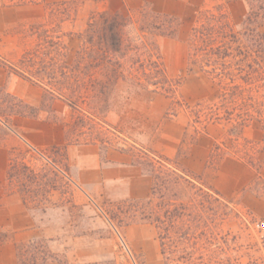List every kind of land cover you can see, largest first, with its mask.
Here are the masks:
<instances>
[{
    "label": "rangeland",
    "instance_id": "rangeland-1",
    "mask_svg": "<svg viewBox=\"0 0 264 264\" xmlns=\"http://www.w3.org/2000/svg\"><path fill=\"white\" fill-rule=\"evenodd\" d=\"M63 1L67 3H60ZM190 4L192 14L172 15L176 17L173 20L154 12L148 3L136 12L123 11L131 17L125 42L140 49L121 51L127 54L123 72L118 70L120 77L110 80L111 66L90 65L94 56L85 47V33L93 22L97 34L99 14L115 13V3L0 1V147L8 148L7 162L5 150H0V264H143L134 257L124 233L125 226L140 218L134 203L90 197L78 188L60 170L61 147L36 150L15 136L19 130L16 117L20 116L16 112L33 116V111L45 109L47 121H60L72 142L119 147L133 157L141 156L142 148L153 150L157 142L162 143L160 125L164 119L184 113L189 123L182 151L199 133H208L215 137V144L228 147L218 152L222 156L243 159L247 152L244 161L249 157L254 163L264 160L259 123L244 129L238 146L241 153H237L231 122L204 126L195 122V112L190 110L197 102L215 100L218 94L211 76L189 61V36L197 17L206 9L221 6L234 31L240 33L249 4L247 0H190ZM174 28L176 34H169ZM258 30L264 33V23ZM160 32L164 33L157 35ZM154 40L169 83L159 74L155 73V78L149 74L151 57L142 45ZM12 67L32 76L37 71L44 78L48 87L39 106L21 103L8 92L9 77H19ZM155 79L159 81L156 85L152 84ZM55 85L65 99H74L71 104L62 98L68 114L65 106H53L57 93L51 88ZM246 140L253 142L247 144ZM216 157H211V168ZM164 178L159 198L147 206L162 204L163 264H256L260 253L252 227L264 211H250L240 199L226 200L208 191L209 183L203 177L177 181L169 171ZM260 193L264 194V184L255 195L260 197Z\"/></svg>",
    "mask_w": 264,
    "mask_h": 264
},
{
    "label": "crops",
    "instance_id": "crops-1",
    "mask_svg": "<svg viewBox=\"0 0 264 264\" xmlns=\"http://www.w3.org/2000/svg\"><path fill=\"white\" fill-rule=\"evenodd\" d=\"M115 3L116 12H136L146 4L157 13L174 16L192 14L190 0H110ZM168 41L163 40L162 43ZM8 92L25 104L39 106L46 92L38 83L11 75L7 82ZM67 105L56 98L53 106ZM45 109L33 116H18L19 130L15 136L36 150H56L61 147V172L85 191L90 197L107 198L110 201H146L151 195L152 176L134 161L130 152L119 147L102 148L95 142H72L65 127L60 123L47 121ZM189 118L184 113L164 119L160 125L162 143L157 142L153 150L176 160L189 174L205 178L209 185L226 200L240 199L244 206L253 212L264 211V194H255L261 189L264 180V166L257 170L248 162L233 157L222 156L211 168L215 137L208 133L198 134L186 151H182V141ZM210 126V125H209ZM209 126L207 128H209ZM167 140V141H166ZM4 159L7 162L8 151ZM211 169V170H210ZM124 233L130 250L136 260L143 264H163L161 241L158 229L150 222H133L125 226Z\"/></svg>",
    "mask_w": 264,
    "mask_h": 264
},
{
    "label": "trees",
    "instance_id": "trees-1",
    "mask_svg": "<svg viewBox=\"0 0 264 264\" xmlns=\"http://www.w3.org/2000/svg\"><path fill=\"white\" fill-rule=\"evenodd\" d=\"M0 1L5 4H27L38 0ZM247 2L249 4V12L243 23L242 32L234 31L226 11L221 6H216L199 14L189 36L190 63L197 64L199 69L211 76L218 86V94L215 100L197 102L190 110L195 112V122L204 124V126L210 122H231V131L236 135L235 146L237 147V153H241V149L238 147L240 146L239 139L242 137L244 129L252 123L260 124L261 129H263L264 141V33L258 30L259 26L264 23V0H247ZM60 3L65 4L67 1ZM162 15L169 17L171 20L176 19V17L169 14ZM99 17L101 22L97 34L94 33L93 22L89 23L85 33L87 43L85 47L86 49H91L93 51L92 57L94 56L90 65L102 63L105 66H111L108 78L110 80L117 79L120 77L118 70L123 72L121 68L127 56L125 52L121 53V51L138 50L140 47L137 44L132 45L129 42H125V31L128 25L131 24V17L122 12L112 14L101 12ZM155 28L160 30L158 26ZM177 29H172L169 34H176ZM141 30L144 32L142 28ZM163 33L160 32L157 35H162ZM140 35L142 36L141 33ZM142 46L146 48L145 52L151 57L149 60L151 66L149 74L154 78L156 77L155 73L159 74L165 83H169L171 79L166 74L158 42L156 40L149 43L145 42ZM12 69L14 74L19 77L38 83L47 89L48 86L43 82L44 78L40 77L37 71L33 72L32 76L21 69H16L15 67H12ZM157 80H153L152 84H158L159 81ZM48 84L50 83L48 82ZM53 88H51V92L53 94L57 93L54 96L61 99L64 98V94L60 89L56 88V85ZM71 93L76 96L75 90H71ZM70 98L64 99L73 104L74 99L73 97ZM20 102L23 103L22 100ZM16 114L25 115L22 112H16ZM35 114L36 112L33 111L32 115ZM251 142L253 141L246 140L247 144H251ZM227 148L224 143L223 145L216 143L212 157L215 158V155H217L216 159L218 160L222 157V154H218V152H222ZM140 152H142L141 156H134L135 160L138 159L135 162L152 176L153 186L149 199L146 201H132L134 203L133 207L136 208L135 214L139 213L140 215V218L136 221L155 224L163 252V237L160 233L159 225L162 204L156 202L155 208L147 206L152 205L153 201L159 198V194L166 184L167 179L164 176L167 172L174 173L177 181L178 179L188 180L192 176H200L189 174L178 165L177 161L169 159L156 150L142 148ZM245 155H249V153L245 152L241 158L244 159ZM246 162L257 170L264 166V160L260 161V163H254L251 157ZM215 165L216 163L213 164L214 167ZM206 188L220 197L219 193L210 185Z\"/></svg>",
    "mask_w": 264,
    "mask_h": 264
},
{
    "label": "built area",
    "instance_id": "built-area-1",
    "mask_svg": "<svg viewBox=\"0 0 264 264\" xmlns=\"http://www.w3.org/2000/svg\"><path fill=\"white\" fill-rule=\"evenodd\" d=\"M252 228L256 234L257 248L260 253L256 264H264V215L253 223Z\"/></svg>",
    "mask_w": 264,
    "mask_h": 264
}]
</instances>
